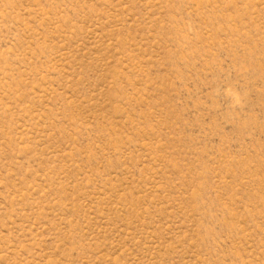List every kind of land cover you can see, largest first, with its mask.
I'll return each instance as SVG.
<instances>
[{
  "label": "rangeland",
  "instance_id": "374dc122",
  "mask_svg": "<svg viewBox=\"0 0 264 264\" xmlns=\"http://www.w3.org/2000/svg\"><path fill=\"white\" fill-rule=\"evenodd\" d=\"M0 264H264V0H0Z\"/></svg>",
  "mask_w": 264,
  "mask_h": 264
}]
</instances>
